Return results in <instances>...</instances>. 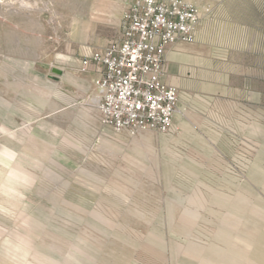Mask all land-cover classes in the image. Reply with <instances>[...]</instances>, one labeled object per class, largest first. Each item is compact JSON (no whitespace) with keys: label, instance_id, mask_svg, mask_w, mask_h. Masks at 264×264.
Instances as JSON below:
<instances>
[{"label":"rangeland","instance_id":"rangeland-1","mask_svg":"<svg viewBox=\"0 0 264 264\" xmlns=\"http://www.w3.org/2000/svg\"><path fill=\"white\" fill-rule=\"evenodd\" d=\"M131 1L0 0V264H264V0H186L174 129L136 136L77 68Z\"/></svg>","mask_w":264,"mask_h":264},{"label":"built area","instance_id":"built-area-1","mask_svg":"<svg viewBox=\"0 0 264 264\" xmlns=\"http://www.w3.org/2000/svg\"><path fill=\"white\" fill-rule=\"evenodd\" d=\"M201 20L186 0L130 2L119 36L81 61L82 73L97 68L91 102L103 127L131 136L173 131L180 95L167 83V54L194 43Z\"/></svg>","mask_w":264,"mask_h":264},{"label":"crops","instance_id":"crops-1","mask_svg":"<svg viewBox=\"0 0 264 264\" xmlns=\"http://www.w3.org/2000/svg\"><path fill=\"white\" fill-rule=\"evenodd\" d=\"M107 45V44H106ZM105 47V46H104ZM103 47V48H104ZM174 49V47L173 48H171L170 50H169V52H168V54H167V61H169V59H170V54H171V51ZM84 59V58H83ZM82 59V60H83ZM81 60V61H82ZM81 61H80V63L77 65V68L80 70V66H81ZM96 66L95 65H93V64H91L90 66H89V68H88V70H87V72L86 73H84L87 77H88V79L90 80V82H91V86H92V90H93V92H92V94L94 93V84H93V82H94V80H95V78L98 76V74H97V71H96ZM166 70H168V65H167V63H166ZM88 80V81H89ZM90 86V87H91Z\"/></svg>","mask_w":264,"mask_h":264},{"label":"bare ground","instance_id":"bare-ground-1","mask_svg":"<svg viewBox=\"0 0 264 264\" xmlns=\"http://www.w3.org/2000/svg\"><path fill=\"white\" fill-rule=\"evenodd\" d=\"M25 3V2H24ZM27 5H28V3H26ZM26 5V6H27ZM179 52V51H178ZM176 53V52H175ZM184 53V52H183ZM174 59H179V61H180V58H181V54H179V53H177V54H173V56H172Z\"/></svg>","mask_w":264,"mask_h":264}]
</instances>
